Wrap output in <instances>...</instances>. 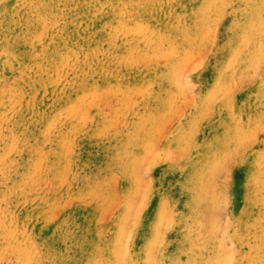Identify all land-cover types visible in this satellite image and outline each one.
I'll return each instance as SVG.
<instances>
[{"label":"rangeland","instance_id":"obj_1","mask_svg":"<svg viewBox=\"0 0 264 264\" xmlns=\"http://www.w3.org/2000/svg\"><path fill=\"white\" fill-rule=\"evenodd\" d=\"M0 264H264V0H0Z\"/></svg>","mask_w":264,"mask_h":264}]
</instances>
